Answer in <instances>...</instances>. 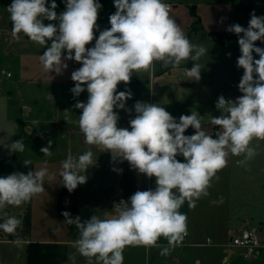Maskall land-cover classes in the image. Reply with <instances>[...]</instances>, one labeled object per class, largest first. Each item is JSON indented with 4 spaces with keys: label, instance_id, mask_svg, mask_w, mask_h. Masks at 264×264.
Listing matches in <instances>:
<instances>
[{
    "label": "clouds",
    "instance_id": "obj_1",
    "mask_svg": "<svg viewBox=\"0 0 264 264\" xmlns=\"http://www.w3.org/2000/svg\"><path fill=\"white\" fill-rule=\"evenodd\" d=\"M64 3L65 10L58 15L55 0L50 6H46L48 0H12L7 12L13 38L19 41L26 36L46 49L39 59L48 73L61 75L68 68L66 61L81 64L71 73L75 86L70 91L74 97L88 93L87 102L77 100L74 105L82 110L78 126L85 143L110 153L113 162L127 161L133 170L155 178L154 190H137L102 217L93 214L82 222L79 216L63 212L64 223L78 230L73 247L87 264H123L127 246L158 248L161 256H167L188 234V218L181 207L187 202L194 208L200 198L209 195L230 155L240 158L238 166L246 167L258 154L259 144L253 141H264V48L255 45L264 43V16L253 12L246 28L233 24L226 29L239 37L237 67L244 72L238 89L242 95L234 100L218 97L215 106L220 115L210 120L218 128L214 138L204 130L198 112L181 115L177 121L160 104L140 101L129 121L131 130L118 127L120 117L115 109L127 110L126 101L132 93L117 88L121 82L130 83L134 73L152 74L157 62L164 68H178L191 59L193 67L184 68V74L188 80L201 79L203 66L198 61L208 49L188 39L164 0H114L116 11L109 17L110 28L100 31L98 38L94 37L102 7L98 0ZM45 21H58V26ZM94 38V46L86 47ZM189 127L195 134L185 135ZM3 144L10 154L25 151L23 138ZM40 151L51 157L52 141ZM31 163L30 159L23 161L25 168ZM96 163L91 148L78 156L69 155L61 162L62 185L73 192L87 182L86 173ZM49 176L46 167L0 176V210L20 207L43 193ZM21 224V219L6 215L0 230L15 236ZM161 238L167 245L160 243ZM11 243L23 246L19 237Z\"/></svg>",
    "mask_w": 264,
    "mask_h": 264
},
{
    "label": "crops",
    "instance_id": "obj_2",
    "mask_svg": "<svg viewBox=\"0 0 264 264\" xmlns=\"http://www.w3.org/2000/svg\"><path fill=\"white\" fill-rule=\"evenodd\" d=\"M166 1L171 2L172 5L174 3L173 9H169L170 15L176 20V23L179 24L184 34L188 37L194 19L191 14V19H188L189 7L195 6L196 12L199 7L196 4H188L182 1L175 2L178 0ZM211 11L212 13L216 12L214 8ZM232 14L225 22L222 20L216 22L211 17L208 20V25L200 19V26L203 28L200 32L227 31L228 26L236 24ZM213 17L217 18L216 16ZM195 35L193 37L189 35L191 41L196 39L197 43H206L205 46L208 49V54L201 57L198 61L203 66L201 79L197 82L188 80L185 76L184 68L191 69L193 67L194 62L191 59L187 63H182L178 68H172L171 66L164 68L157 62L155 71L152 74L143 72L138 74L134 73L130 83L126 85L121 82L117 88V91L130 90L132 93V98L126 101L127 110L115 109L120 117L118 127L131 130L127 119L130 115L136 114L134 105L137 101H140L160 104L177 121L181 115H191V112H198L203 116L204 130L214 137L218 128L211 125L210 120L212 116L220 115V112L215 106L218 97L223 95L225 99L234 100L242 95L238 89V85L244 70L237 67V60L241 52L225 49L216 43L208 47V42H213L209 37L205 35L204 38H200L197 34ZM253 56L255 59H259L255 53H253ZM65 84L68 83L65 82ZM87 98L88 93L85 91L79 97H74V103H68V110L71 109V113L78 115V119L82 110L75 109L74 105L77 100L87 102ZM38 105L40 106V103L36 100L33 106L24 107L22 117L25 121L23 119L20 120L24 124L23 126L19 125V121L14 122L12 142L23 138L25 151L23 153L9 154L6 157L0 156V176H6L17 171L25 173L30 170L35 171V167L39 162L43 164V167L48 169L49 173L52 172L51 168L62 157L61 154L57 155L55 153L59 149L58 146H65L66 144L69 149L70 145H72V136H75V140L82 145H86L89 149L94 147L85 143L84 135L80 131L77 122L74 123L75 121L73 120H69L68 122L69 125H76V129L74 130L70 127L67 128L58 125L60 123L58 118L63 117L61 115L62 113H51L49 109L42 111ZM34 120L39 121V124H33ZM57 126H61L62 131H59ZM59 133L63 135L60 139L57 136ZM193 134H195V129L191 127L185 132V135ZM54 138H56L55 141H53ZM62 139H65V141L62 142ZM49 140L52 141V145L56 146H52V156L46 157L41 153L40 149L46 147ZM253 144H259L257 148L258 154L248 162L246 167H241L236 164V160L240 159L239 157L229 156L226 166L228 173V192L224 196L226 205L220 211H213V214L219 216L216 220H221L222 222L214 224L211 221L212 225L209 226L210 229L215 231L225 230L228 233L232 230V233L241 231V229L249 227L245 224L247 221L244 216L250 212L258 214L260 219L263 220L259 225H264V141H253ZM0 149L8 150L3 146H0ZM97 151V158H95L97 159V163L95 167L96 171L99 172V176L92 188H98L100 186V190L99 193H95L93 190H88L87 192V200L90 199L91 201L89 207L90 212H97L102 217L105 211H112L115 203H119L121 200H127L137 190L155 189L154 177L150 179L144 174L138 173V171L130 167L127 161L123 163L119 161L113 162L111 154L102 152V149L97 148ZM25 159L32 161L27 168L23 165ZM177 159L183 162L182 156H178ZM113 169H122V171H114ZM48 178H51V176ZM55 192L52 194L51 201L44 205H42V197L35 196L30 202L20 207L8 206L4 210H0V223L4 222L6 215L16 216L22 220V224L17 229L15 236L6 234L0 230V243L13 245L11 241L17 237L21 238L23 240L22 247L25 256L24 264H87V259L80 256L73 247V242L76 240L74 234L76 231L75 226L64 223L65 218L62 215L63 212L67 211L73 217H80V200L85 193H82L81 186L79 185L77 187V194H72L71 196L73 200L70 202L69 209L68 203L65 208L64 206L56 208L53 195L57 196L59 189L58 192L57 190ZM35 198L38 199V205H35ZM203 198V201L200 198L196 204L200 205V203L206 201L208 205V196ZM197 210V208L193 210L189 209L187 202L181 207L180 211L186 214L188 218V234L182 245L176 247L169 254L171 258L170 262H173V264H192L193 260L195 264H202L203 261L209 263V259H206L208 257H193L191 248L208 246L206 245V241L208 239H214L212 241L213 245L215 244L217 247L222 248V256L219 257L221 263H228L234 255V251L228 249L226 244L222 242V233L214 238L208 236L207 233H203V231H208V211L206 214L202 211V215L205 216L204 221L195 224L199 225V227H191V219H193V215L196 214ZM260 212L263 214H259ZM92 215L90 214L87 220ZM81 221L86 220L81 219ZM160 243L167 245V241L163 238L160 239ZM134 247L144 248L141 246H127L126 248ZM142 252L143 250H141ZM144 254L146 257L147 255H151L153 257V263H156L155 261L162 263L166 261L165 256L160 255V250L152 252L151 249L144 248ZM123 256L124 262L136 264L133 256Z\"/></svg>",
    "mask_w": 264,
    "mask_h": 264
},
{
    "label": "rangeland",
    "instance_id": "obj_3",
    "mask_svg": "<svg viewBox=\"0 0 264 264\" xmlns=\"http://www.w3.org/2000/svg\"><path fill=\"white\" fill-rule=\"evenodd\" d=\"M179 1L186 2L188 4H196L199 7V9L197 8L198 17L202 20V22H206L207 25L208 20L211 19V17L216 22L220 20L225 22L233 13L232 17H234L235 23L246 28L253 12H255L257 16H264V0H178L175 2ZM51 2L52 0H48V5L46 6H50ZM55 2L57 4L55 11L59 15L65 10V3L64 0H55ZM98 2L102 5V7L98 12L97 24L99 26V30H94L95 38H98L100 31L110 28L109 17L116 11V8L114 7V0H98ZM11 3L12 0H0V72L2 70H6L12 74L10 78H6L0 73V146L3 147V142L7 144H11L12 142L14 122L19 121L20 126L24 125L20 121L21 119L25 121L22 117L24 107L33 106L36 100L39 101L40 106H38L42 111L49 109V112L51 113H62L61 115L63 117L58 118L60 122L58 125L67 128L70 127L72 130L76 129V125H69L68 122L69 120H73L75 121L74 123H78V115L71 112L66 113L65 111L71 110H68V103H74V96L70 91L75 86L71 80V73L82 66L75 61H66L68 68L64 70L61 75H57L54 72H46L39 59V57L43 54V51L46 49L39 44L32 42L26 36L22 37L19 41L13 38L12 22L10 21L9 13L7 12V7L10 6ZM212 8H214L216 12L212 13ZM188 13V19H191L190 10ZM213 16H216L217 18ZM47 23H54L58 26V21H45V24ZM200 30H203L200 25L191 27L188 37L189 35L193 37L197 34L200 38H204L205 33L207 32H200ZM95 38L89 45H86V47H93L95 44ZM188 39L191 41L190 37ZM191 42L193 44L202 45L206 48V43H197L196 39ZM213 43L215 42H208V47L209 45H215ZM65 82L68 84H65ZM61 126H57L59 131H62ZM57 136L60 139L63 135L59 133ZM55 139L56 138H54L53 141H55ZM71 139L72 145H70L69 149L65 144V146L59 145V149L57 151L55 150V153L57 155L61 154L62 157L60 158V161L56 162V164L51 168L52 172L49 173L51 178L46 177L45 184L43 185L45 191L36 196L42 197V205L50 202L52 194L56 193V190L58 192V189V195H53L56 208H59L60 206H64L65 208L67 203L69 207L71 200H73V198H71L72 194H77V188L70 193L62 185V180L59 176L61 162L71 155V153L72 156L83 154L85 151L89 150V147L82 145L80 142L75 140V136H72ZM63 141H65V139H62V142ZM58 142H60V140H58ZM52 146L55 147L56 145ZM91 150L94 153V158H97V148L94 146ZM9 154V150L0 149V156L6 157L9 156ZM35 168L36 170H39L40 168H43V164L39 162ZM86 174L88 176L87 182L80 185L82 193H85L82 195L80 200V218L83 220H87L90 214L99 215L97 212H90L89 207L91 201L90 199L87 200L88 190H93V192L99 193L100 186L98 188H92L99 176V172L96 171V167L94 166L91 167ZM217 175L219 176V179H214L212 186L208 190V205L206 204V201H204L203 203H200V205L196 204L194 208H189L188 206L191 210L196 208L198 209L196 214L193 215V219H191V227H199V225L195 224L202 223L204 221L205 216L202 215V211H204L203 213L205 214L208 211V231H203V233H207L208 236H211L212 238L222 233V242L228 244L230 237L233 235V230L228 233V231L225 230L215 231L209 227L212 225L211 221H213L214 224L222 222L221 220H216L219 216L213 214V211H220V209L226 205V201H224V196L228 192V173L226 171V167L218 172ZM48 181L51 182V185ZM203 199L204 198L202 197L201 200L203 201ZM34 200L36 201L35 205H38V199L35 198ZM214 201L215 203H213ZM259 214L262 215L263 213L260 212ZM244 217L247 221L245 224L250 228H256L259 240L264 241V225H259V223L263 221L260 219L259 215L250 212L246 213V216ZM74 234L77 239V229ZM141 250H143L142 253ZM158 250L160 249H151L152 252ZM191 250L193 251V257H208L206 259H209L210 262L205 263V261H203L202 264H264V250L261 251L260 256L255 260L246 261L240 254L241 250L236 248L234 250V255L230 258L228 263H221L219 257L222 256V248L217 247L215 244H208V246L197 248L195 247L191 248ZM123 255L133 256L136 264L162 263L155 261V259L154 261L156 263H153V257H151V255H147V257L145 256L144 248H125ZM24 258L23 247L0 243V264H24ZM165 259L166 261H163L162 264H173V262H170V255L165 256ZM123 264L128 263L123 262ZM192 264H195L193 260Z\"/></svg>",
    "mask_w": 264,
    "mask_h": 264
},
{
    "label": "built area",
    "instance_id": "obj_4",
    "mask_svg": "<svg viewBox=\"0 0 264 264\" xmlns=\"http://www.w3.org/2000/svg\"><path fill=\"white\" fill-rule=\"evenodd\" d=\"M164 3L169 5V9L173 7L171 2L164 1ZM0 73L6 78H10L12 76V74L6 70H2ZM135 115L136 114L130 115L127 121L129 122L132 118L135 117ZM208 244L213 245L211 239H208L206 241V245ZM226 247L232 251H234L236 248L240 249V254L243 259L246 261H251L260 256L261 251L264 249V242L259 240L256 228L246 227L241 229V231L234 232L230 237L229 243L226 244Z\"/></svg>",
    "mask_w": 264,
    "mask_h": 264
},
{
    "label": "trees",
    "instance_id": "obj_5",
    "mask_svg": "<svg viewBox=\"0 0 264 264\" xmlns=\"http://www.w3.org/2000/svg\"><path fill=\"white\" fill-rule=\"evenodd\" d=\"M189 8H190V14L194 18L192 21L191 27L195 25L196 26L200 25V18L198 17V14L196 12V7L191 6ZM205 35L209 37L213 42L218 44L220 47H223L229 50L240 51L239 44H238L239 37H237L235 33H230L228 31H212V32L205 33ZM255 45L257 47L264 48V43L260 41L255 42Z\"/></svg>",
    "mask_w": 264,
    "mask_h": 264
}]
</instances>
